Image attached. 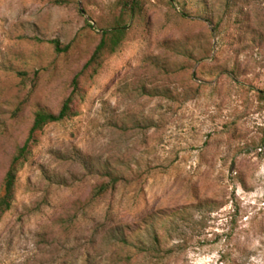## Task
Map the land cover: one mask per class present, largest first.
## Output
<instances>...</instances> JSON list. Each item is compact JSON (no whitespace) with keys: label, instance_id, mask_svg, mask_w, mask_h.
<instances>
[{"label":"rangeland","instance_id":"rangeland-1","mask_svg":"<svg viewBox=\"0 0 264 264\" xmlns=\"http://www.w3.org/2000/svg\"><path fill=\"white\" fill-rule=\"evenodd\" d=\"M126 1L0 0V192ZM136 1L19 172L0 264H264V0Z\"/></svg>","mask_w":264,"mask_h":264},{"label":"trees","instance_id":"trees-1","mask_svg":"<svg viewBox=\"0 0 264 264\" xmlns=\"http://www.w3.org/2000/svg\"><path fill=\"white\" fill-rule=\"evenodd\" d=\"M138 4L136 0H127L121 9L120 15L115 19L113 26L110 29L102 31L94 53L82 71L74 77L72 91L65 98L60 111L56 113L46 108H41L35 113L28 137L24 144L17 148L4 177L3 190L0 192V221L4 214L13 206L17 191L18 174L32 155L33 148L39 143L40 136L45 127L51 123H58L78 114L76 104L84 97L83 79L95 77L102 69L104 62L121 49L129 32L127 19L136 12ZM51 42L55 45L57 52H66L70 49V45L64 46L59 39H54ZM107 175L110 177L109 182H104L96 188L94 192L95 198L116 187L122 180L121 176L116 174L109 173Z\"/></svg>","mask_w":264,"mask_h":264}]
</instances>
